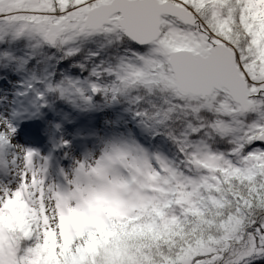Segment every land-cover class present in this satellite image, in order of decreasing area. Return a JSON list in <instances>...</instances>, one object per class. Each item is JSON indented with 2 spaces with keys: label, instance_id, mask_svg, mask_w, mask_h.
<instances>
[{
  "label": "snow or ice",
  "instance_id": "6c2138e0",
  "mask_svg": "<svg viewBox=\"0 0 264 264\" xmlns=\"http://www.w3.org/2000/svg\"><path fill=\"white\" fill-rule=\"evenodd\" d=\"M0 264H264V0H0Z\"/></svg>",
  "mask_w": 264,
  "mask_h": 264
}]
</instances>
